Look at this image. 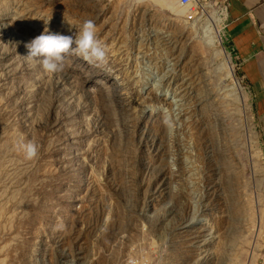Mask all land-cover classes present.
Returning a JSON list of instances; mask_svg holds the SVG:
<instances>
[{"label":"rangeland","instance_id":"374dc122","mask_svg":"<svg viewBox=\"0 0 264 264\" xmlns=\"http://www.w3.org/2000/svg\"><path fill=\"white\" fill-rule=\"evenodd\" d=\"M225 1L180 17L156 0H0V264H264V141ZM221 8L251 122L213 87L202 36ZM86 20L102 61L26 59L45 27Z\"/></svg>","mask_w":264,"mask_h":264},{"label":"crops","instance_id":"0c3cea01","mask_svg":"<svg viewBox=\"0 0 264 264\" xmlns=\"http://www.w3.org/2000/svg\"><path fill=\"white\" fill-rule=\"evenodd\" d=\"M233 42L255 97V114L264 141V0H230Z\"/></svg>","mask_w":264,"mask_h":264},{"label":"clouds","instance_id":"9594fccd","mask_svg":"<svg viewBox=\"0 0 264 264\" xmlns=\"http://www.w3.org/2000/svg\"><path fill=\"white\" fill-rule=\"evenodd\" d=\"M48 22L45 21V24ZM65 22L73 28L69 22L66 20ZM25 47L28 49L26 59L38 61L48 73L62 71L65 55L70 52L86 60L102 61L105 57V50L96 38V26L92 20H86L78 26L74 36L52 33L45 27L43 34L27 42ZM165 122L167 123V119ZM20 147L24 150L26 159L32 160L37 157L38 146L35 142L30 141Z\"/></svg>","mask_w":264,"mask_h":264},{"label":"bare ground","instance_id":"6f19581e","mask_svg":"<svg viewBox=\"0 0 264 264\" xmlns=\"http://www.w3.org/2000/svg\"><path fill=\"white\" fill-rule=\"evenodd\" d=\"M156 1H161L165 5H176L175 10L177 11V14H179V15L181 14L180 17H183L184 15L187 14V8L180 4V0H156ZM196 1L198 3H200V5H202V7L204 6V8L208 6L207 4H202L201 0L200 1L196 0ZM227 15H228V12L226 9L218 10L217 13L215 14V16L210 15L211 19H210L209 23H207V29H206V32H204L202 38L204 40L203 41L204 45H206V47L208 49H210V52L212 53L213 58L215 57L216 59L218 58L217 61L219 60L217 63V69H216L218 82H216V84L213 85V87H215V90L220 94V96L223 100L228 101V103L234 102V103L239 104V102L244 103V101L241 100V98H242L241 95L244 94L243 90H242L243 89L242 84L240 83V81L235 80V71L233 68L232 57H231L230 53H227V51L221 47V43L223 42L221 33L223 32V30H222V27H220V25L222 23V20ZM204 25H205V23H204ZM203 30H205V29H203ZM194 32H191L189 35H191V34L195 35L196 33H194ZM198 45H199L200 49L203 47V44H201V43H199ZM230 78L231 79L233 78L235 80L234 83H232L231 85L230 84L225 85L224 82L227 79L229 80ZM202 84H203V82H202ZM203 85H204V87L207 86L205 84H203ZM153 96L157 99H160L161 101H165V102L168 101L167 97L158 96L155 94H153ZM244 109L249 116V121L251 122V119H252L251 108L249 106H246L244 103ZM236 110L238 112L241 111V109L238 105L236 107ZM242 113L244 114L245 112L242 111ZM255 157L259 158V157H261V154H259V153H258V155H257V153L254 154V159H255ZM253 259L254 258H252L251 264H254ZM243 263H241V264H243ZM238 264H240V263L238 262Z\"/></svg>","mask_w":264,"mask_h":264},{"label":"built area","instance_id":"2783aa9c","mask_svg":"<svg viewBox=\"0 0 264 264\" xmlns=\"http://www.w3.org/2000/svg\"><path fill=\"white\" fill-rule=\"evenodd\" d=\"M225 3H227L225 5V8L228 9V6L230 5V0H226ZM180 4L182 6H185L187 8V12L192 13L193 16L195 15L196 10H198V11L202 10L200 3H198L196 0H180ZM191 18H192V15L190 14L189 19H191ZM125 264H157V263L155 261L148 259V258H145L143 256H136V257H133V258L127 260Z\"/></svg>","mask_w":264,"mask_h":264}]
</instances>
